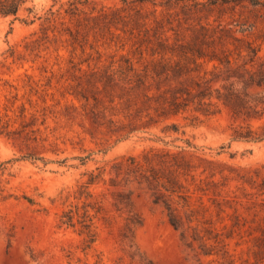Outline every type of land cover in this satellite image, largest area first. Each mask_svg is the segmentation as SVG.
<instances>
[{"label": "rangeland", "instance_id": "374dc122", "mask_svg": "<svg viewBox=\"0 0 264 264\" xmlns=\"http://www.w3.org/2000/svg\"><path fill=\"white\" fill-rule=\"evenodd\" d=\"M68 1L0 17V264H264V140L204 105L219 61L264 85V0Z\"/></svg>", "mask_w": 264, "mask_h": 264}, {"label": "trees", "instance_id": "16d2710c", "mask_svg": "<svg viewBox=\"0 0 264 264\" xmlns=\"http://www.w3.org/2000/svg\"><path fill=\"white\" fill-rule=\"evenodd\" d=\"M32 0H0V17H14L17 18V15L26 3ZM68 8L64 12L68 16H74L80 8L78 5H84L79 0H71L67 2ZM45 21L48 23L54 19L56 12L48 10L46 12ZM253 57L256 56V52L251 51ZM252 57V59H253ZM217 59H209V62H213ZM252 60H250V63ZM219 64L223 66V73H227L224 77H217L218 66H213V70L210 72H204V81L205 83L212 85L215 83H221V86L215 90H210V87L207 88V93L204 92V105L208 107L213 106L212 100L215 99L217 102H220L222 106L228 111L230 115V124L229 129L231 131L230 137L232 140H245V141H262L264 140V94L259 92H253L252 88H264L263 79L256 76V72H253L246 68V63L243 66V72L240 74L238 70H234L236 75L234 77L231 75V62L227 60L225 63L219 61ZM263 64L260 65V68ZM133 72V69H130ZM222 72V71H221ZM208 73L211 75V78H208ZM115 75V74H114ZM234 78V79H233ZM110 80V77L108 76ZM119 81L123 83H128L130 79L120 77ZM215 94L213 95V93ZM85 101V97H81ZM94 104L97 103V100L94 99ZM207 101V103H206ZM169 116H177L184 109L180 106L179 103L170 104ZM212 113L204 111V115L208 116ZM258 122L257 126H254L253 123ZM9 121L4 120L3 116L0 115V135L4 134L7 137L9 136L8 131ZM169 158V156H168ZM169 162L171 166L178 168L177 162L170 157ZM133 162L134 159H130ZM144 168V171L148 177L152 178L157 182L158 186L169 195L177 194V189L175 182H172L166 177L157 176L153 169H145L144 163H135ZM91 176V175H90ZM94 176H91V180L88 184H92ZM250 180L261 179V183L258 184L259 187L264 185V166L261 169H257L249 177ZM261 190V189H260ZM28 200V199H27ZM31 202V201H29ZM82 220L78 221V224L81 226V234H85L89 243L94 242V235L92 234L91 228V219L89 215L85 212L80 217ZM61 224L67 227H73V215L71 211H67L61 216Z\"/></svg>", "mask_w": 264, "mask_h": 264}]
</instances>
